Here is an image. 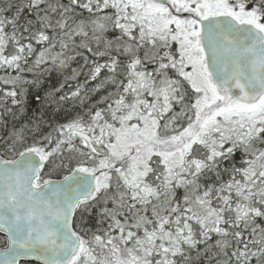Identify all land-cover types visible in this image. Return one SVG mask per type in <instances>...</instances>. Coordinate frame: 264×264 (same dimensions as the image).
<instances>
[{
    "label": "snow or ice",
    "instance_id": "6c2138e0",
    "mask_svg": "<svg viewBox=\"0 0 264 264\" xmlns=\"http://www.w3.org/2000/svg\"><path fill=\"white\" fill-rule=\"evenodd\" d=\"M0 72V264H264V0H0Z\"/></svg>",
    "mask_w": 264,
    "mask_h": 264
},
{
    "label": "trees",
    "instance_id": "16d2710c",
    "mask_svg": "<svg viewBox=\"0 0 264 264\" xmlns=\"http://www.w3.org/2000/svg\"><path fill=\"white\" fill-rule=\"evenodd\" d=\"M0 75H3V72H0ZM29 78H31L30 75H29ZM55 83H56V80L54 78H50L47 86L50 88L51 85L55 84ZM71 83H75V81H73ZM91 83L95 84L96 82H91ZM65 91H67V88L65 89ZM40 95L43 97L45 95V93L43 91H41ZM55 108H56V106L53 104H43L42 105L41 102L39 100H37L34 103L30 102L29 114L35 116L36 118L43 117V119L49 120V118L54 115ZM64 110L65 111H71L72 110L71 104H65ZM61 115H63V113H61Z\"/></svg>",
    "mask_w": 264,
    "mask_h": 264
}]
</instances>
